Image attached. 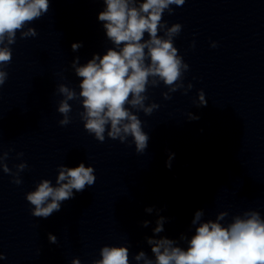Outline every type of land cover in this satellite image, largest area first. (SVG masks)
Listing matches in <instances>:
<instances>
[{"label":"clouds","instance_id":"1","mask_svg":"<svg viewBox=\"0 0 264 264\" xmlns=\"http://www.w3.org/2000/svg\"><path fill=\"white\" fill-rule=\"evenodd\" d=\"M106 7L98 14V20L103 22L108 40L113 47L108 48L104 55L94 54L84 65L79 64L76 57L71 67L80 79L79 93L74 89L60 84L57 87L63 99L59 101L57 111L63 119L61 126L70 123L69 101L80 100L83 111L79 113L84 122L85 130L94 135L95 139L104 142L105 133L112 140L121 143L128 141L135 145V151L142 154L148 147L149 136L143 131L142 121L136 113L142 111L151 115L159 108L156 103L146 105L147 87H157L162 82L168 89L163 92L164 99H171V93L184 89L185 94L193 85L187 88L183 83V74L189 70V65L178 55L173 39L182 30L179 23L167 26L162 23V15L167 10L171 15V5L182 6L185 0H104ZM49 11V0H0V86L8 78L4 69L12 60L9 45L15 43L19 31L21 38L35 37V28L27 24L39 19ZM163 30L164 35L158 33ZM145 33L148 39H145ZM81 43H73L71 48L77 51ZM194 47V43H193ZM211 47H217L212 42ZM197 107L207 106L203 90L198 93ZM189 120L199 117L187 113ZM18 157L23 153H18ZM170 154L167 167H171ZM8 152L0 154V168L4 173L13 176V183L19 185L22 180L19 173L27 168L26 163L16 165L13 173L4 162ZM95 169L81 162L76 167L60 165L55 186L48 179H42L35 190L26 193V200L33 207L31 214L37 218L47 219L53 213L61 210L64 201L74 198L86 186H92L96 181ZM147 213L154 209L148 207ZM204 211L197 210L191 223L195 226L194 235L189 239L181 235L180 240L186 241L187 247L179 246L178 241L167 237L155 238L164 231L166 218L160 216L153 229L154 236L147 237L154 259L144 251H140L134 259L143 264H264V218L258 211H245L236 215L230 223H222L228 216L220 212L213 219L204 220ZM149 221H143L147 227ZM49 242L56 243L57 237L49 234ZM100 259L92 264H129V249L126 246H103L100 249ZM6 257L0 253V260ZM71 264H81L78 258Z\"/></svg>","mask_w":264,"mask_h":264}]
</instances>
